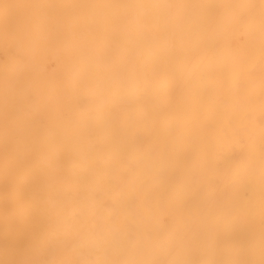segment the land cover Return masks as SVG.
Returning <instances> with one entry per match:
<instances>
[{
  "label": "bare ground",
  "instance_id": "bare-ground-1",
  "mask_svg": "<svg viewBox=\"0 0 264 264\" xmlns=\"http://www.w3.org/2000/svg\"><path fill=\"white\" fill-rule=\"evenodd\" d=\"M0 264H264V0H0Z\"/></svg>",
  "mask_w": 264,
  "mask_h": 264
}]
</instances>
